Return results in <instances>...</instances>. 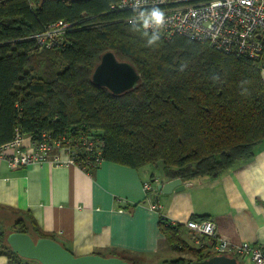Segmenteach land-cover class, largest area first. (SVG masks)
<instances>
[{
	"label": "trees",
	"instance_id": "1",
	"mask_svg": "<svg viewBox=\"0 0 264 264\" xmlns=\"http://www.w3.org/2000/svg\"><path fill=\"white\" fill-rule=\"evenodd\" d=\"M119 1L0 0V147L16 129L33 139L94 134L104 140V160L134 168L160 164L164 177L186 181L218 178L251 159L264 143V51L260 59L238 58L182 34H157L148 44L153 33L128 21L134 10L113 7ZM58 20L72 23L63 44L38 45L33 36ZM106 51L137 68V88L117 95L92 81ZM0 210L24 218L19 230L0 233V254L11 260L26 261L12 249L11 233L58 240L29 213ZM182 225L161 216V232L180 252L161 264H192L215 255L185 242ZM97 254L131 264L143 258L117 248Z\"/></svg>",
	"mask_w": 264,
	"mask_h": 264
},
{
	"label": "crops",
	"instance_id": "2",
	"mask_svg": "<svg viewBox=\"0 0 264 264\" xmlns=\"http://www.w3.org/2000/svg\"><path fill=\"white\" fill-rule=\"evenodd\" d=\"M155 178L170 180L160 164L134 168L104 160L89 169L49 162L12 168L0 157V206L29 213L44 233L54 234L75 255L117 248L168 259L174 250L159 228L161 216L182 223V239L206 250L213 240L186 222L213 219L218 232L234 245L228 254L241 264L247 258L239 256L236 246L264 245V143L251 159L218 178L182 180V190L163 193L157 183L145 189V182ZM0 264L20 263L0 254Z\"/></svg>",
	"mask_w": 264,
	"mask_h": 264
},
{
	"label": "built area",
	"instance_id": "3",
	"mask_svg": "<svg viewBox=\"0 0 264 264\" xmlns=\"http://www.w3.org/2000/svg\"><path fill=\"white\" fill-rule=\"evenodd\" d=\"M113 7L134 10L135 14L128 21L141 23L143 27L144 19L149 18L153 10H158L163 14L162 23L157 27L144 28L164 37L182 34L238 58L260 59L264 51V0H120ZM71 25L58 20L33 38L44 48L60 46ZM103 147L104 140L94 134L77 140H52L50 134L44 133L41 138L33 139L16 129L13 140L0 147V157L12 168L49 162L53 166L75 164L89 169L104 161ZM159 180L155 178L153 182H145V189L150 190ZM169 223L179 222L169 220ZM186 226L213 240L210 248L215 254H228L234 247L218 232L213 219H191ZM235 248L239 256L247 258L246 263L264 264V245L245 242Z\"/></svg>",
	"mask_w": 264,
	"mask_h": 264
},
{
	"label": "water",
	"instance_id": "4",
	"mask_svg": "<svg viewBox=\"0 0 264 264\" xmlns=\"http://www.w3.org/2000/svg\"><path fill=\"white\" fill-rule=\"evenodd\" d=\"M141 74L129 61L121 60L115 52L106 51L92 73V81L120 95L139 86ZM181 178L162 179L156 185L163 193H171L184 188ZM12 249L20 256L36 260L41 264H131L119 257L103 256L92 253L75 255L60 241L43 237L35 240L30 234L14 232L8 237ZM192 264H241L237 257L230 254H215L211 257L194 261Z\"/></svg>",
	"mask_w": 264,
	"mask_h": 264
},
{
	"label": "rangeland",
	"instance_id": "5",
	"mask_svg": "<svg viewBox=\"0 0 264 264\" xmlns=\"http://www.w3.org/2000/svg\"><path fill=\"white\" fill-rule=\"evenodd\" d=\"M21 221H24L22 214L14 213L8 210H0V233L4 232L5 235H8L10 232L17 231L21 227ZM180 255L178 251H172L170 255H167L166 258H174ZM143 257V256H142ZM161 256L157 258H148L143 257L140 264H161L163 261H158ZM187 257H190L187 255ZM161 260V259H160ZM167 260V259H165ZM31 264H41L36 260L26 259Z\"/></svg>",
	"mask_w": 264,
	"mask_h": 264
},
{
	"label": "clouds",
	"instance_id": "6",
	"mask_svg": "<svg viewBox=\"0 0 264 264\" xmlns=\"http://www.w3.org/2000/svg\"><path fill=\"white\" fill-rule=\"evenodd\" d=\"M163 21V14L159 12L158 10H153L150 14L149 18L144 19V27H157L159 26ZM147 36V33H144ZM159 39V36L156 33H153L148 38V44H153L155 41Z\"/></svg>",
	"mask_w": 264,
	"mask_h": 264
}]
</instances>
